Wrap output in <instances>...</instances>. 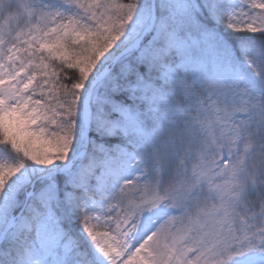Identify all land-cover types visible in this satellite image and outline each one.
<instances>
[{
    "label": "snow or ice",
    "instance_id": "6c2138e0",
    "mask_svg": "<svg viewBox=\"0 0 264 264\" xmlns=\"http://www.w3.org/2000/svg\"><path fill=\"white\" fill-rule=\"evenodd\" d=\"M0 264H264V0H0Z\"/></svg>",
    "mask_w": 264,
    "mask_h": 264
}]
</instances>
